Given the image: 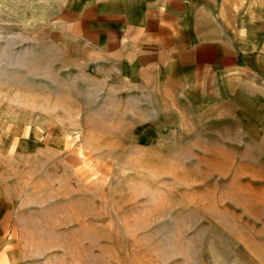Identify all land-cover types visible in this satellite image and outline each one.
Instances as JSON below:
<instances>
[{
  "label": "rangeland",
  "instance_id": "1",
  "mask_svg": "<svg viewBox=\"0 0 264 264\" xmlns=\"http://www.w3.org/2000/svg\"><path fill=\"white\" fill-rule=\"evenodd\" d=\"M61 3L0 0V264H264L262 81L131 85Z\"/></svg>",
  "mask_w": 264,
  "mask_h": 264
},
{
  "label": "crops",
  "instance_id": "2",
  "mask_svg": "<svg viewBox=\"0 0 264 264\" xmlns=\"http://www.w3.org/2000/svg\"><path fill=\"white\" fill-rule=\"evenodd\" d=\"M62 1L41 31L131 85L222 96L264 84V0Z\"/></svg>",
  "mask_w": 264,
  "mask_h": 264
}]
</instances>
